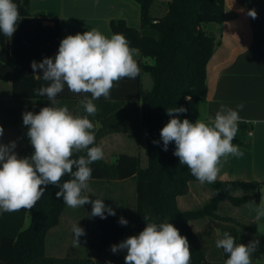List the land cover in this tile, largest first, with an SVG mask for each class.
Instances as JSON below:
<instances>
[{
	"label": "trees",
	"instance_id": "trees-1",
	"mask_svg": "<svg viewBox=\"0 0 264 264\" xmlns=\"http://www.w3.org/2000/svg\"><path fill=\"white\" fill-rule=\"evenodd\" d=\"M139 6L140 27L128 26L121 18L110 19L112 34L122 33L132 49L139 51L135 59L140 74L135 79L124 78L113 87L110 97L94 101L97 113L88 116L94 124L95 144L106 135L130 134L143 144L135 154L118 153L113 163L104 159L90 165L93 169L90 180L107 183L134 180L135 217L134 235L146 226L144 216L153 222L168 221L173 224L190 245L191 264H213L207 257L202 236L194 232L190 222L209 219L217 223L220 239L228 232L235 241L236 224L232 219L219 216L216 211L222 201L233 206L260 203L264 193V182L258 181H215L205 183L213 196L201 207L181 210L177 198L188 194L191 183L199 182L191 175L186 165L174 156L175 143L163 150L160 130L172 118L166 110L185 107L186 113L179 118L189 119L191 103L206 99V66L220 40L204 29L205 24H222L224 21V0H168L161 15H151L154 0H132ZM18 5L21 19L17 29L9 39L0 33V81L10 83L13 99L34 100L35 113L51 106L46 97L35 90L46 85L42 79L43 70L35 74L31 62H41L45 57L55 58L64 35L58 18L46 17L42 13L30 11V0H14ZM90 98V94H88ZM190 96L188 101L185 97ZM60 106H67L73 114L87 115L79 102L82 94H74L67 89L58 94ZM18 112L0 104V126L16 127ZM99 123V127L95 123ZM251 126L240 122L232 143L250 149ZM153 141H158L154 144ZM34 149L26 146L19 152V158L30 157ZM85 155V153H80ZM75 170V169H74ZM64 176L63 180L69 179ZM59 187L48 185L42 198L30 210L5 212L0 214V264H125L122 258H105L107 246L121 242L125 236L124 205L114 199L97 194H88L90 199H103L105 205L114 209L116 215L105 219L91 217V204L84 208L85 241L87 254L77 257L46 256L45 238L48 231L59 225L60 217L67 205L63 198H57ZM31 214L29 225L24 228V219ZM232 224V225H231ZM246 228V227H244ZM95 230L89 236L90 230ZM222 251L225 264L228 254Z\"/></svg>",
	"mask_w": 264,
	"mask_h": 264
},
{
	"label": "clouds",
	"instance_id": "clouds-1",
	"mask_svg": "<svg viewBox=\"0 0 264 264\" xmlns=\"http://www.w3.org/2000/svg\"><path fill=\"white\" fill-rule=\"evenodd\" d=\"M247 14L252 19L257 18L255 9H250ZM20 19V11L14 0H0V33L3 36L11 39ZM136 51L129 46L122 33L108 38L93 28L62 39L54 59L45 57L39 63L31 62L34 74L37 69L43 70L42 77L34 76L46 82V85L35 90L36 94L46 97L51 106L41 108L38 113L25 111L22 114L23 124L28 126L27 136L34 149L30 157H18L14 151L17 146L15 141L0 143V214L30 211L42 198L46 187L54 185L59 187L56 197H62L68 207L91 204V217L105 219L106 213L116 215L103 199L92 200L83 194L92 191L89 187L93 171L90 165L104 156L101 147L93 146L94 124L88 116H94L98 111L95 100L101 97L108 99L120 80L135 79L140 74L134 59ZM65 86L74 94L84 95L79 104L87 115L73 114L67 106L59 105L57 97ZM185 99L190 101L191 97ZM243 108V103L238 104L236 109L221 104L214 119L209 122L197 119L194 123L179 118L180 113L188 111L187 108L167 109L166 114L172 118L160 130L163 150L167 151L168 145L174 142L173 155L179 158V163L186 165L200 184L214 183L220 171L221 159L229 155H242L232 141L241 120L238 110ZM3 134L4 129L0 126V137ZM66 175L70 178L62 182ZM254 210L257 220L264 217V197ZM144 220L146 226L138 235L112 245L111 251L126 250L125 264H191L189 242L173 224L168 221L156 223L149 216H144ZM119 223L127 225L128 221L121 217ZM72 233L73 245H80V237L85 235L84 229L74 224ZM258 246L257 239L247 245L237 244L228 232H224L223 238L216 241V247L228 254L225 264H252V255Z\"/></svg>",
	"mask_w": 264,
	"mask_h": 264
},
{
	"label": "crops",
	"instance_id": "crops-1",
	"mask_svg": "<svg viewBox=\"0 0 264 264\" xmlns=\"http://www.w3.org/2000/svg\"><path fill=\"white\" fill-rule=\"evenodd\" d=\"M29 3L31 13H42L46 17L60 20L64 30L62 39L68 35L83 34L93 28L108 38L113 35L108 28V21L112 19L110 11L114 0H30ZM154 4L155 0L152 6ZM250 9H255L257 12L256 19H252L247 14ZM204 29L213 33L220 40V44L206 66V99L204 102L190 104L188 120L193 123L197 119L209 122L210 119H214L221 104L236 109L238 104L243 103V110H237L240 121L251 126V147L250 149L239 147L242 152L240 156L229 155L222 158L216 181L264 182V0H224L223 23L204 27ZM0 104L18 112L17 126L5 128L0 141L3 144L15 141L17 146L14 151L19 155L21 150L31 145L27 136L28 126L23 124L22 114L25 111L35 113V101L13 99L10 83L0 81ZM95 126L98 128L100 125L96 122ZM122 135H128V139L136 140L134 136L127 133H113L99 140L97 146L102 148L105 161L113 163L117 155L109 151L106 153L105 144ZM138 147L135 144L130 146L128 154H135ZM127 181L129 180L111 183ZM96 184L99 182L89 180V185L96 186ZM90 193H94L93 190L84 192L85 195ZM212 196V190L208 185L194 182L190 184L188 194L177 198V205L181 210H192L190 208L192 202H206ZM228 204H230L228 201H222L216 213L236 223L237 244L241 243V240L245 245L253 239L259 240V246L251 258L252 264H264V217L257 220L254 210L260 203H247L241 206L230 204L233 210L229 209ZM222 206L230 211L229 214L219 213ZM82 211L84 214L83 207ZM63 214L64 212L60 217L59 225L50 229L46 235V256H53L51 251L49 254L47 252L48 238L56 230L55 228L62 224ZM30 219L31 214L27 213L24 228L29 225ZM191 222L190 227L194 232L199 233L203 240L208 235L216 241L220 239V229L215 227L209 219H200L197 222L195 220L196 223L193 226ZM89 232L92 233V237L95 230L92 229ZM249 233L252 236L248 238ZM218 249L222 255L221 248Z\"/></svg>",
	"mask_w": 264,
	"mask_h": 264
},
{
	"label": "rangeland",
	"instance_id": "rangeland-1",
	"mask_svg": "<svg viewBox=\"0 0 264 264\" xmlns=\"http://www.w3.org/2000/svg\"><path fill=\"white\" fill-rule=\"evenodd\" d=\"M167 0H155L154 6L151 8V15L159 16L162 14L164 10V5ZM114 7V8H113ZM111 18L117 19L121 18L126 21L128 26L139 28L140 27V14H139V6L137 3H135L132 0H114V5L112 6V9L110 11ZM214 24H205L204 27H211ZM108 28H109V21H108ZM136 50V49H135ZM140 54L137 50L134 53V59L139 58ZM7 131V130H6ZM5 133V131H4ZM7 133V132H6ZM1 143V141H0ZM133 144L136 146H139L137 148V151L141 148H143V144L141 142H138L137 140L128 139V135H122L118 136L114 141L107 142L104 146L106 153L108 151L110 153H126L128 154V150L130 149V146L132 147ZM108 183V184H107ZM100 183L96 184V186L89 187L93 190L94 193L100 196H105L109 198H114L118 201H120L124 207H125V215L124 219L128 221L127 225H124L125 229V236L123 240L128 238L129 236L134 235V217H135V182L134 180H129L127 182L122 183ZM84 194V193H83ZM213 194V192H212ZM85 195V194H84ZM205 201H201L200 203L192 202L190 205V208L196 209L199 208L204 204ZM229 209H234L233 206L228 204ZM83 207V206H82ZM82 207L78 208H71L66 207L63 218H62V224L55 228L54 232L50 235V238H48V254L50 251L52 252L53 256L57 257H77V256H85L87 254V243L85 241V235L80 237V245L74 246L73 245V233H72V226L74 224H77L79 227L84 229L85 226L83 223V211ZM220 214H229V210L222 206L219 210ZM200 221V219L196 220ZM195 220L191 222L192 226L195 225ZM217 223L213 222V225L216 226ZM232 225V224H231ZM235 229L236 224L234 225ZM89 236L92 235L91 232L88 233ZM252 234H248V238L251 237ZM122 240V241H123ZM121 241V242H122ZM119 242V243H121ZM113 244V245H118ZM204 243L206 246V252L208 259L213 264H221L223 262V255L219 252V249L216 247V239L210 237L208 235L204 239ZM241 243L243 244V240H241ZM111 246H107L104 249L103 256L105 258H122L126 256L127 252L126 250L118 251L116 253H113L111 251Z\"/></svg>",
	"mask_w": 264,
	"mask_h": 264
},
{
	"label": "water",
	"instance_id": "water-1",
	"mask_svg": "<svg viewBox=\"0 0 264 264\" xmlns=\"http://www.w3.org/2000/svg\"><path fill=\"white\" fill-rule=\"evenodd\" d=\"M262 197H264V193L261 195V199H262Z\"/></svg>",
	"mask_w": 264,
	"mask_h": 264
},
{
	"label": "built area",
	"instance_id": "built-area-1",
	"mask_svg": "<svg viewBox=\"0 0 264 264\" xmlns=\"http://www.w3.org/2000/svg\"><path fill=\"white\" fill-rule=\"evenodd\" d=\"M240 122H241V121H240ZM240 122H239V123H240ZM263 190H264V188H263Z\"/></svg>",
	"mask_w": 264,
	"mask_h": 264
}]
</instances>
